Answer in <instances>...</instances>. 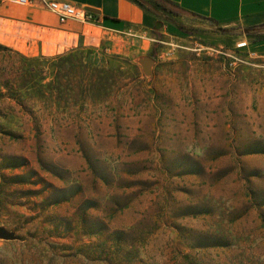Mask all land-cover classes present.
I'll return each mask as SVG.
<instances>
[{
	"label": "rangeland",
	"instance_id": "1",
	"mask_svg": "<svg viewBox=\"0 0 264 264\" xmlns=\"http://www.w3.org/2000/svg\"><path fill=\"white\" fill-rule=\"evenodd\" d=\"M173 43L104 55L83 109L0 50V264H264V55Z\"/></svg>",
	"mask_w": 264,
	"mask_h": 264
},
{
	"label": "crops",
	"instance_id": "2",
	"mask_svg": "<svg viewBox=\"0 0 264 264\" xmlns=\"http://www.w3.org/2000/svg\"><path fill=\"white\" fill-rule=\"evenodd\" d=\"M66 1L98 9L97 21L60 22L56 14L42 6L0 0V43L6 47L0 50L42 61L41 66H30L37 74L28 82L30 85L45 88L59 84L60 62L69 55L90 53L83 62L99 67L104 55L128 57L153 49L161 52L162 44L173 45L174 40L199 39L205 44H225L264 55V0H174L184 13L173 16V20L160 19L133 0ZM159 21L163 25L158 28ZM178 24L183 27L180 29ZM247 27L255 28L253 35L244 32ZM19 32L28 40H36L27 47L19 43L23 39L11 43V38L17 40ZM32 89H27L28 94ZM53 93L56 97L55 88Z\"/></svg>",
	"mask_w": 264,
	"mask_h": 264
},
{
	"label": "trees",
	"instance_id": "3",
	"mask_svg": "<svg viewBox=\"0 0 264 264\" xmlns=\"http://www.w3.org/2000/svg\"><path fill=\"white\" fill-rule=\"evenodd\" d=\"M136 1L137 3H139L141 6H143L144 8H146L149 12L155 14L158 18L160 19H164L167 18L169 20H173V16H181L184 13V9L174 0H133ZM95 17L97 18L98 15L96 13H94ZM108 18V17H106ZM113 19V18H112ZM113 21H119L117 19H113ZM179 28L181 29L183 26L179 25ZM255 28L253 27H247L244 29V32L247 35H253V31ZM231 30H235V28L231 29ZM229 31V30H227ZM6 49V47L0 43V49ZM156 52V49H154ZM90 55V53H81V54H74V55H69L66 58H63L60 62V66L63 73H61L60 76V83L57 84L56 86L48 85L45 88L41 85L38 84H28V82L30 80L27 81V83H25L24 85V90L29 89V88H33V87H37V91L39 92L40 95H38L39 97L43 98L44 100L47 99V92L49 89H56V100L58 101L59 105L62 103L65 104V106H70L71 103L77 104L78 107L80 108H85L86 106V97L87 94L89 92H93V90L97 87V84L100 86H105L108 85L107 83H105L106 79L109 80V78L111 77V75L108 73V70H106V68L102 65L95 66V64H92V62H87L84 63L83 59L85 56ZM121 55L119 54H114L112 55V57H120ZM25 60H32V59H28L27 57H24ZM104 61H108V60H104L102 58V63H104ZM33 69V67H29L28 70H30V72L27 71V75L30 78H34V76H37L36 72H32L31 70ZM67 70V71H65ZM79 71L83 72V77L82 79L78 80V81H74L73 78H70L71 76H76L77 73H79ZM38 75H40L38 73ZM97 76L98 81L94 82L92 80L93 77ZM63 78H67L66 82H63ZM3 85L7 86L10 90H12L13 88L11 87L9 81H6ZM45 91V92H43ZM13 98L17 99V101L24 105L20 98L18 99L19 95L18 94H13L12 95ZM72 101V102H71ZM69 198V197H68ZM67 199V198H64Z\"/></svg>",
	"mask_w": 264,
	"mask_h": 264
},
{
	"label": "built area",
	"instance_id": "4",
	"mask_svg": "<svg viewBox=\"0 0 264 264\" xmlns=\"http://www.w3.org/2000/svg\"><path fill=\"white\" fill-rule=\"evenodd\" d=\"M11 2L23 5H39L56 14L60 22L76 20L80 22H96L93 12L85 6H78L66 0H10ZM215 51L216 48H210Z\"/></svg>",
	"mask_w": 264,
	"mask_h": 264
},
{
	"label": "water",
	"instance_id": "5",
	"mask_svg": "<svg viewBox=\"0 0 264 264\" xmlns=\"http://www.w3.org/2000/svg\"><path fill=\"white\" fill-rule=\"evenodd\" d=\"M87 10L99 14L100 11L96 8L93 7H86ZM163 25L162 21L158 22V28L161 27ZM135 61L140 63L142 66V70L144 72V74L148 77V78H152L154 76V66L156 64V58L153 57L150 54H144V55H139L138 57L135 58ZM0 237L6 238V239H13L16 237L15 232L12 230H9L7 228H5L4 226H0Z\"/></svg>",
	"mask_w": 264,
	"mask_h": 264
}]
</instances>
